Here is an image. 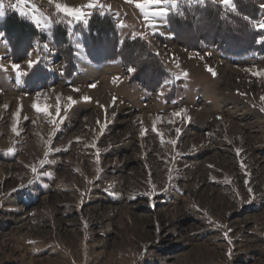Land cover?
<instances>
[{
	"label": "rangeland",
	"instance_id": "rangeland-1",
	"mask_svg": "<svg viewBox=\"0 0 264 264\" xmlns=\"http://www.w3.org/2000/svg\"><path fill=\"white\" fill-rule=\"evenodd\" d=\"M0 4V264H264V0Z\"/></svg>",
	"mask_w": 264,
	"mask_h": 264
},
{
	"label": "snow or ice",
	"instance_id": "snow-or-ice-1",
	"mask_svg": "<svg viewBox=\"0 0 264 264\" xmlns=\"http://www.w3.org/2000/svg\"><path fill=\"white\" fill-rule=\"evenodd\" d=\"M20 3H24V0H19ZM50 3H54L55 8L57 9L58 13L61 15L66 16L69 18V23H72V21H75L78 24H83L85 27L88 25L90 15L92 14V11L95 10L98 7H101V5L98 4V0H89V2L80 7H71L66 4L60 3L59 0H49ZM128 3H134L135 7L139 10L143 18L151 23L153 26L156 25L158 21L166 20L169 15H171L174 11L178 9V5L180 3H187L189 5L195 3L199 5H205L206 0H127ZM212 3H216V0H212ZM220 5L226 9L231 10L232 12H236V6H235V0H219ZM15 7V6H13ZM23 15V13H21ZM183 14V13H179ZM3 4H0V16H3ZM245 19H248L250 23H252V27L254 30L259 32H264V19L251 21V18L245 17ZM33 20L37 25H41L42 21L41 19H38L36 16H33ZM45 26L46 23H45ZM0 36H3V33H0ZM257 43H264V36H260L257 38ZM46 47V46H45ZM28 56L31 57L32 53L29 52ZM3 57H0V60H2ZM41 63V60L37 58L36 60H33L29 58L27 60V68L29 70L35 68L38 64ZM10 66L13 70V72L16 74L17 80H19L22 76L27 75V72L22 71L21 64L17 63L15 61L10 62ZM0 70L6 71L7 69L4 67L3 64H0ZM209 72H212L213 75H215V72L211 67L207 69ZM129 73L134 72V67L128 68ZM184 75H187L185 73ZM254 75L256 76H264V71L257 70ZM177 79L179 77H176ZM90 87H95V85H90ZM85 101H88L89 97L83 98ZM264 99V98H262ZM69 104H74L75 101L69 97ZM37 111H43L45 113L48 112L47 106H45L43 109L36 107ZM59 106L57 107V116H59ZM176 116H181L182 113H174ZM55 123V121H53ZM99 123V122H98ZM106 123V122H105ZM155 125L153 126V131H155ZM15 131V128L13 129ZM177 133H179V129H176ZM144 132L142 131V135ZM172 144H175L176 141H171ZM56 151H59V149H56ZM48 153H45V156H47ZM43 164V161L41 162ZM33 172H36V168L32 169ZM45 175H50V173H44ZM155 192V189H153V192H149L146 195L152 196ZM225 236H227V233H225Z\"/></svg>",
	"mask_w": 264,
	"mask_h": 264
},
{
	"label": "trees",
	"instance_id": "trees-1",
	"mask_svg": "<svg viewBox=\"0 0 264 264\" xmlns=\"http://www.w3.org/2000/svg\"><path fill=\"white\" fill-rule=\"evenodd\" d=\"M17 21V20H16ZM10 23H12V24H15V18H12L11 20H10V22H9V24ZM17 24V26H19V27H24L22 24H20V23H16Z\"/></svg>",
	"mask_w": 264,
	"mask_h": 264
},
{
	"label": "bare ground",
	"instance_id": "bare-ground-1",
	"mask_svg": "<svg viewBox=\"0 0 264 264\" xmlns=\"http://www.w3.org/2000/svg\"><path fill=\"white\" fill-rule=\"evenodd\" d=\"M210 20V19H209ZM178 28V27H177ZM213 30V29H212ZM226 35V34H225ZM229 41V40H228ZM19 63V62H18ZM200 115H201V113H200ZM14 230V229H13Z\"/></svg>",
	"mask_w": 264,
	"mask_h": 264
}]
</instances>
